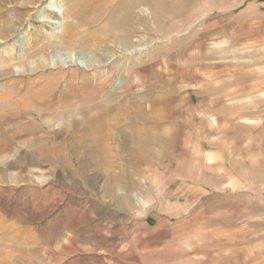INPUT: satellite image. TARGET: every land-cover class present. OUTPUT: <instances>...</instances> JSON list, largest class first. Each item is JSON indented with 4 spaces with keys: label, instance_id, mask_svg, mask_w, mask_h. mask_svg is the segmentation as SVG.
I'll return each instance as SVG.
<instances>
[{
    "label": "rangeland",
    "instance_id": "rangeland-1",
    "mask_svg": "<svg viewBox=\"0 0 264 264\" xmlns=\"http://www.w3.org/2000/svg\"><path fill=\"white\" fill-rule=\"evenodd\" d=\"M124 2L96 0L91 13L86 0H0V113L39 131L23 136L35 147L12 138L0 162V215L22 228L9 264H264V0H150L104 40ZM100 48L123 54L98 64ZM73 53L87 58L67 63ZM74 82L92 87L87 123L82 106H73L80 124L65 117ZM179 93L191 118L182 150L178 124L144 129L153 97ZM105 98L100 151L83 128L97 125ZM54 107L64 112L56 121ZM85 138L87 149L63 147Z\"/></svg>",
    "mask_w": 264,
    "mask_h": 264
},
{
    "label": "bare ground",
    "instance_id": "bare-ground-1",
    "mask_svg": "<svg viewBox=\"0 0 264 264\" xmlns=\"http://www.w3.org/2000/svg\"><path fill=\"white\" fill-rule=\"evenodd\" d=\"M24 3H26V2H24ZM149 4H150V0H126V2H124L123 10L121 11L120 9H116V10H119V11L115 10L116 12H114L107 19L106 22H108V27H107V31L103 32L104 33L103 39L104 40H114V39L118 38L119 35L116 34L115 32H113V30L114 29L118 30L119 28H121V26L122 27L126 26V25H123V24H127L131 20V18L133 17V14H134L133 10H134L135 6H137V5L138 6H143V5H149ZM78 6H80V5H78ZM81 8H82V6H81ZM87 8L90 9V11L92 13V9L96 8V0H86V8L85 9H87ZM82 22L85 23V24L86 23H90V22L93 23L90 20H82ZM69 26L72 27L73 32H75L77 30L75 27H73L74 25L72 26L71 24H69ZM121 30L126 36H129L130 33H128V29H121ZM64 35H65V33H60L59 37L62 39L64 37ZM97 38L102 39V37H99V36ZM99 39L98 40L96 39V40L100 41ZM86 40H87V36H86V34H83L81 36V39H79V43L80 44H85L87 42ZM92 41H93V39H92ZM128 42H129V38H127V37L123 38L122 37L121 46L124 45V43H128ZM133 43H134L133 40H131V42H130L131 46L127 47L126 50H124V53L131 54L132 47L134 45ZM48 44H50L53 48L57 47L59 45V43L54 41V40L49 41ZM118 47H120V46H118ZM99 50H101V54L102 55H98L96 57L94 56V58H95V60L97 62H98V60H99V62H102V60H103L102 58H105V60H107V61L114 60L115 58H117V57H119L120 55L123 54L122 53L123 51H121V50H115L114 49L113 53H107L104 50L102 51V48H100ZM73 56L75 58H77V59L78 58H80V59H83V58L86 59L87 58L85 53L84 54L83 53H78V54L77 53H73V55L69 54L67 56L68 60H66V62L67 63L71 62L72 59H74ZM76 61H78V60H76ZM82 62H83L82 66L86 67L87 63L85 61H82ZM99 62H98V64H99ZM9 72H12V70H10ZM2 74H3V72H2ZM89 79H90V76H89ZM132 80H133L132 77L130 79L126 78L124 80V82H123L124 86L126 88H129L130 84L132 83ZM121 83H122V81L120 79H115L114 82H113V86L112 87L113 88H116V87L118 88L121 85ZM128 83H130V84H128ZM102 85H104V80L102 82H100V83H96L95 84L96 88H98L99 90L102 89L101 88ZM65 88L71 89L72 92L74 91L73 94L67 95L68 93H66L65 96H64L66 110H68V109L72 110L70 113L65 114V117L68 115L69 118H70L69 122H71L73 124L74 123L80 124V121L77 120L75 118V116H74V111L78 107L74 108L73 106L78 105L79 107H81L82 105H84L86 103H89L91 101L89 99L90 97H88L87 95L85 96V94H86L87 90L92 88V87H88V84H83V83L81 84V83L78 82V83L73 84V86L72 85L70 86V84H69L68 86H65ZM81 89H83V91ZM0 99H1V101L6 102L7 97L5 95H0ZM31 99H32V101L37 103L40 106L41 109H43L44 113H46V112L49 113V109H50L51 104L48 103L49 100L45 98V96L43 95L42 92L40 94L39 91H38L36 94H34V91H33V97H31ZM95 103L97 105H99L97 107V111L95 113V114H97V118L98 119L97 118L96 119L98 120L97 121L98 123H95L97 125H91L90 124V126H88L87 128L86 127L83 128V131L84 132H89L88 136H93V134H95V136H97V140L99 141V139L103 140V138H104L103 135H100V134H102L103 131H109V127H106L105 125H109L110 122H108V121L106 122V119H104V116H106V114H110V108L112 107V105L108 104V100H106V98L104 99L103 103H101V101H97ZM104 103L106 105H104ZM55 104H57V102H55ZM57 107H58V105H57ZM92 107H94V106H92ZM54 109H55V107L52 109V113H51V118L50 119H52L53 121H56V120L60 119V116L62 118V116H63L62 114L64 112H62L60 114L59 110L56 109L57 111H59V113H57V111H55ZM81 111H82V116L84 118V119H82V122L87 123L88 120H85L86 118L84 116L85 115H86V117L89 116V109L87 107H83ZM7 117H9V119ZM82 122H81V124H83ZM36 133H39V131L32 124L22 125V121H20L18 119L17 120L12 119L10 117V115L8 114V112L7 113L1 112L0 113V162H5V160H7V158H8L7 153L9 151V149H10L12 138H20L21 140L18 143H20V145L22 147H28V146L35 147L37 143H35L31 139L25 138L23 136H26L27 134L33 136ZM96 134H98V135H96ZM85 141H86V138L83 139V143H81V144L77 143L78 144L77 145L76 143L73 142L72 139H69L68 140V144L67 143L63 144V147L64 148L65 147L66 148L69 147L70 150H74V151L78 152V151H81L83 149H86V148H84L85 143H86ZM52 149H55V146H52ZM100 151H102V150H100ZM9 175H10L11 178H13V177L16 178V180L19 179L20 177H22L20 172L10 173ZM5 222H6L5 221V217L2 216V214H1L0 215V264H9L10 259H12V257H13V255H11V252L20 251V249L22 248V228L15 227L11 223H5ZM18 261H19V259H18Z\"/></svg>",
    "mask_w": 264,
    "mask_h": 264
},
{
    "label": "crops",
    "instance_id": "crops-1",
    "mask_svg": "<svg viewBox=\"0 0 264 264\" xmlns=\"http://www.w3.org/2000/svg\"><path fill=\"white\" fill-rule=\"evenodd\" d=\"M176 104H178V110H176ZM152 106L154 107L153 113L151 114V116L146 115V118L144 120V122H152V124L151 126L148 125L149 127L146 126L147 128H144L143 126L142 127L146 130L163 129L166 132H170V130L176 124H178V143H179V149L182 150L183 140H181V135L183 129L185 128L184 121L186 119L191 120V118L189 119L188 116L184 115L185 107H184V100L182 94L179 93L178 97L172 95H161V94L156 95L152 99ZM182 126L184 128H182ZM105 138L106 137H104L103 140L101 139H99V141L97 140L99 143V150H104L103 144ZM86 144L87 143H85L84 148L87 149ZM95 146L96 145L92 144L89 147L95 148ZM181 154L182 153H180L178 156L181 157Z\"/></svg>",
    "mask_w": 264,
    "mask_h": 264
}]
</instances>
